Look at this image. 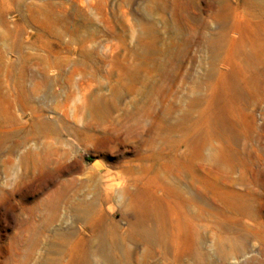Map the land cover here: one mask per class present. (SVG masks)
I'll list each match as a JSON object with an SVG mask.
<instances>
[{
	"label": "rangeland",
	"instance_id": "374dc122",
	"mask_svg": "<svg viewBox=\"0 0 264 264\" xmlns=\"http://www.w3.org/2000/svg\"><path fill=\"white\" fill-rule=\"evenodd\" d=\"M82 204L126 264H264V0H0V264H104Z\"/></svg>",
	"mask_w": 264,
	"mask_h": 264
},
{
	"label": "bare ground",
	"instance_id": "6f19581e",
	"mask_svg": "<svg viewBox=\"0 0 264 264\" xmlns=\"http://www.w3.org/2000/svg\"><path fill=\"white\" fill-rule=\"evenodd\" d=\"M211 47H213V46L211 45ZM229 58H230V56H229ZM247 60L249 61L250 59H247ZM236 96H238V91H236ZM148 180L150 183L153 182V179H148ZM130 196H132V198L134 199V201H132V203L130 204V208H137L138 205L144 203V201L140 198L141 195L138 192V190L134 191L132 194H130ZM111 198L112 197L108 193L104 197L100 196L98 198L97 202L99 204H102L104 201L105 202L110 201ZM150 201L152 202V197H151ZM55 208H59V206L57 205ZM79 208L80 209H78V208L75 209V213L78 211H81L82 219H84L86 221L87 226L92 231V234L98 240L97 251H98V254H99L101 260L104 262V264H126V262L128 261V260L126 261V259L130 256V253L127 250H125L123 253H121V255H119V257L111 256L110 254H108L106 252L107 251V249H106L107 245H110V246L112 245L111 244V241L113 239L112 237H117V235L120 233L118 230V227L116 225H114L112 227V229H110V231L104 230L102 215L100 213H94L95 211L93 210V208H97V206L95 204H90V205L82 204ZM91 212H93V216L87 217L88 213H91ZM118 212L121 214L122 218H129L131 220L130 230H129L130 232L128 233L127 238H129V237L131 238V236L135 235L136 237H138L140 242L145 243L151 249H152V247H155V246L162 244V240H163L162 239V233L156 232L152 226H148V227L144 226L145 222L149 218V216H147L146 213L136 212L133 209V215L131 217H129L128 214L123 213L121 210H118ZM114 245H116L118 247L120 246L118 241H116V243Z\"/></svg>",
	"mask_w": 264,
	"mask_h": 264
}]
</instances>
